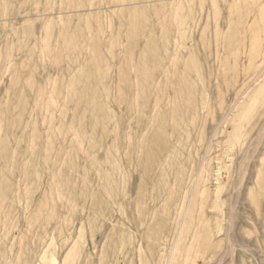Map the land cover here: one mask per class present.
Listing matches in <instances>:
<instances>
[{"label": "rangeland", "instance_id": "obj_1", "mask_svg": "<svg viewBox=\"0 0 264 264\" xmlns=\"http://www.w3.org/2000/svg\"><path fill=\"white\" fill-rule=\"evenodd\" d=\"M0 264H264V0H0Z\"/></svg>", "mask_w": 264, "mask_h": 264}]
</instances>
